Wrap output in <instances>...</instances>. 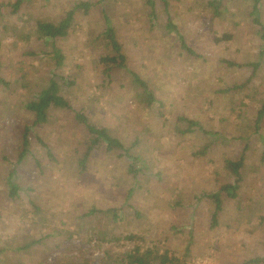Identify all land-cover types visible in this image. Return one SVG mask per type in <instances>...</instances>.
<instances>
[{"label":"rangeland","instance_id":"374dc122","mask_svg":"<svg viewBox=\"0 0 264 264\" xmlns=\"http://www.w3.org/2000/svg\"><path fill=\"white\" fill-rule=\"evenodd\" d=\"M22 1L16 14L7 7L0 18V77L11 84L0 85V264H121L120 257L136 246L168 253L179 264L264 258V119L256 125L264 106V57L256 75L252 68L223 63L260 60L264 41L251 16L253 0H217L219 15L209 5L213 0H166L178 32L167 29L165 0H154L153 19L148 0ZM85 2L97 5L87 13L76 9ZM72 10L68 37L37 38L38 20L57 23ZM104 10L127 66L159 101L151 107L125 70L114 69L110 79L103 73L100 56L110 52L100 39ZM259 10L264 24V0ZM225 33L231 41L214 42ZM180 35L204 58L183 51ZM54 47L65 56L60 66ZM53 75L76 110L108 128L140 159L134 163L101 145L81 172L89 136L72 113L52 110L48 123L32 126L34 116L25 106ZM182 116L218 136L200 130L181 134ZM26 125L32 126L31 146L19 161ZM244 151L238 196L222 192L223 210L212 227L215 205L206 195L235 183L225 162ZM10 184L18 187L16 197ZM93 209H116L118 218L89 215ZM106 233L137 239L103 241Z\"/></svg>","mask_w":264,"mask_h":264},{"label":"trees","instance_id":"16d2710c","mask_svg":"<svg viewBox=\"0 0 264 264\" xmlns=\"http://www.w3.org/2000/svg\"><path fill=\"white\" fill-rule=\"evenodd\" d=\"M107 0H100L98 4H102ZM217 0H213L209 3V5L214 9V12L216 14H220V4H216ZM253 9L251 12V16L253 18V23L260 26V35L261 39L264 41V24L261 22V16H260V10H259V4L261 0H253ZM23 1L18 0L17 2L7 5V4H0V18L2 19L5 15V12L3 11L5 8L10 7L12 8V14H16L21 6ZM148 3L152 9L150 13L151 19L155 17V2L154 0H148ZM97 4H90V3H81L77 5L76 9H83L86 13ZM165 7L168 11V21H167V29L172 31L178 32V27L173 22L172 17L169 13V4L165 0ZM103 18L105 21V30L101 34L100 39H104L106 41V46L109 48L110 52L105 53L100 56V62L103 64L104 69L103 73L106 76V78H111L113 70L123 69L127 72V74L130 76L132 84L135 85L137 88L141 90V97L142 100L151 107L152 105L158 103L156 95L154 91L151 89L149 83L135 70L129 68L127 65V57L122 52V45L118 40L117 33L115 30V27L113 26L110 17L106 13V10L103 11ZM75 21V11L72 10L67 13L66 17L57 23L54 22H48L43 20H38L34 27H35V35L38 39H49L56 41L59 38H66L70 34V30L72 29V26ZM9 26V25H7ZM12 30L16 31L15 28ZM26 40H29L31 38L30 35H25ZM180 45L181 49L185 51L187 54L194 56L199 59H203L204 57L198 53H196L192 48H190L184 38V36L180 35ZM232 40V35L225 33L222 36H216L214 38V42L219 44L221 42H229ZM1 46V41H0ZM54 57L57 62V65H61L65 59V56L61 52L60 49L54 47L53 49ZM30 56L37 55L34 52L27 53ZM264 57V49L260 51V60L258 62L253 63H246V64H239L233 61H227L224 60L223 63H225L228 67H236V68H243V67H249L253 69V75H256L257 71L259 70L262 60ZM1 62H0V69H1ZM56 75H53L51 78H49V82L47 86L43 87L41 91L35 94V97L29 101L25 108L28 112L32 113L34 116V121L32 126H37L40 124H46L49 122V115L52 110H62L73 114L74 120L77 124L82 125L88 132V147L86 149V152L83 156V158L79 161V167L81 169V172H84L87 166V162L92 154V152L95 150V148L103 145L105 150L108 153L113 152H120L121 156H127L128 158L132 159L134 163L138 161L139 157L134 156L130 153V148L125 147L124 143L111 135L110 130L106 127H99L95 124H93L87 114L83 112L82 110H76L71 101L62 93L63 87L62 84L55 78ZM65 86V82H63ZM70 85H73L71 82L67 83ZM0 85L3 87H9L11 84L0 77ZM160 106H163L162 103H159ZM264 119V106L258 113V118L256 120L257 127ZM178 122H181L182 124L186 125V129H180L181 134H188V133H194L196 130H200L204 132L207 135L210 136H218L217 133H211L210 131H207L204 129L202 124L198 121L189 119L187 117H179ZM31 125H26L22 131V137H21V151L19 155V161H22L25 159L29 153L30 150V134L32 132ZM38 142L46 149L47 155L51 160H55L51 148L45 143L41 137L37 136ZM209 149V146L204 147L198 155H203L206 153V151ZM247 149V147H246ZM140 159V158H139ZM264 161V154L262 157ZM245 151L241 154V156L238 158V160H226L225 166L226 169L234 175L236 178V181L234 184H226L221 187V190L219 192H215L212 194L206 195L207 198H209L215 205V211L212 216V227H217L218 225V217L219 213L223 210V199H222V192L226 193L230 198H237L238 191L240 188V183L243 178L242 170L245 166ZM132 170V168H131ZM11 185V184H10ZM18 193V187L16 185H11V196L16 197ZM96 213H103L106 214V217L108 215H111L115 220L118 218V211L116 209H108L106 211H98L96 209L91 210L88 214L94 215ZM105 236L102 238L103 241H120V240H127L132 241L137 239L136 236L130 235L126 237H119L113 239L109 236L108 233L104 234ZM121 264H155L156 261L159 262V264H179V261L172 256H169L168 253L160 254L158 250H155L154 248L150 247L147 250H143L140 246H136L132 250H127L121 257H120ZM264 259H252L246 264H263Z\"/></svg>","mask_w":264,"mask_h":264},{"label":"crops","instance_id":"0c3cea01","mask_svg":"<svg viewBox=\"0 0 264 264\" xmlns=\"http://www.w3.org/2000/svg\"><path fill=\"white\" fill-rule=\"evenodd\" d=\"M255 259H257V258H255ZM259 259H264V258H259Z\"/></svg>","mask_w":264,"mask_h":264}]
</instances>
